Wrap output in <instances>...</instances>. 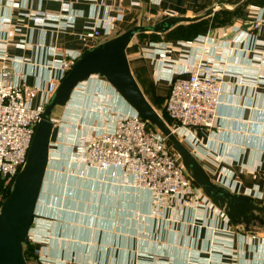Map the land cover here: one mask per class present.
Listing matches in <instances>:
<instances>
[{"label":"crops","instance_id":"0c3cea01","mask_svg":"<svg viewBox=\"0 0 264 264\" xmlns=\"http://www.w3.org/2000/svg\"><path fill=\"white\" fill-rule=\"evenodd\" d=\"M41 10L59 13L61 19L34 26L27 14ZM93 12L97 22L89 17ZM168 12L190 21L135 32L125 50L130 70L156 109L163 107L171 82L191 59L203 50L214 58L225 82L217 126L178 128L174 134L212 182L264 206V0H0V66L16 73L13 84L24 82L36 104L40 89L55 75L47 66L53 49L82 54L144 19L160 22ZM95 28L101 40L93 36ZM139 33L153 34L132 42ZM86 81L79 104L71 98L59 105L60 122L75 124L60 126L49 144L27 233L35 249L76 264H264V211L255 212L249 224L233 222L226 207L209 198L198 211L188 208L182 220L157 226L148 216L147 189L107 181L92 167L78 174L79 164L70 161L75 139L91 132L93 124L103 126L109 108L115 114L135 112L105 77L93 74ZM61 167L75 168V174H60ZM133 210L147 215L144 238L137 235ZM49 260L36 257L34 264Z\"/></svg>","mask_w":264,"mask_h":264},{"label":"built area","instance_id":"2783aa9c","mask_svg":"<svg viewBox=\"0 0 264 264\" xmlns=\"http://www.w3.org/2000/svg\"><path fill=\"white\" fill-rule=\"evenodd\" d=\"M167 14L173 15L170 12ZM27 17L34 26L40 27L61 19L59 13L44 10L28 12ZM89 17L94 22L100 20L95 12ZM7 25L11 27L14 24ZM92 34L101 40V33L97 28L92 30ZM80 56V52L60 53L53 49L47 66L55 75L40 89L42 98L36 104L32 103L24 82L13 84L16 73L5 65L0 66V182L3 181V187L0 188V208L15 177L26 163L45 105L60 80ZM158 57L164 60L166 56L165 53H160ZM86 80L74 87L69 100L73 98L76 104L82 101L87 89ZM224 92L225 82L215 67L214 58L203 50L184 66L182 75L174 78L170 84L163 108L175 122L171 127L173 132L178 128L189 131L194 127L215 128L218 106ZM52 122L58 128L75 124ZM104 122L100 127L93 124L91 132L78 136L72 144L70 161L79 164L80 176H84L86 169L92 167L107 181L147 189L151 202L148 216L155 220L157 226L163 220L180 221L188 208L198 211L209 201V197L173 153L167 138L148 125L136 111L132 114H115L109 108ZM74 169L61 167L59 172H68L73 176ZM130 213L138 221L137 235L144 238L147 215L139 210ZM35 254L41 260L50 259L51 264H76L49 258L45 252L36 249ZM79 264L102 263L85 260Z\"/></svg>","mask_w":264,"mask_h":264},{"label":"water","instance_id":"95a60500","mask_svg":"<svg viewBox=\"0 0 264 264\" xmlns=\"http://www.w3.org/2000/svg\"><path fill=\"white\" fill-rule=\"evenodd\" d=\"M187 18L168 15L152 25H139L85 51L72 64L58 83L45 105L37 124L26 163L14 179L12 188L0 208V264H27L23 243L34 218L49 154V144L57 138L58 127L51 120L56 106L64 105L72 90L81 81L98 74L135 109L148 123L156 127L171 143L183 164L205 195L226 207L233 222L249 224L264 211V206L253 203L249 197L231 193L211 181L202 166L179 141L162 116L149 103L137 84L128 64L126 46L132 35L141 31H161Z\"/></svg>","mask_w":264,"mask_h":264},{"label":"trees","instance_id":"16d2710c","mask_svg":"<svg viewBox=\"0 0 264 264\" xmlns=\"http://www.w3.org/2000/svg\"><path fill=\"white\" fill-rule=\"evenodd\" d=\"M197 23H198L197 26L200 28L201 27V23L200 22H197ZM152 24H154V23H151V24H145L144 23L143 25H152ZM192 26H193L192 24H189L186 27L189 28V30H190L192 28ZM184 29H186V28H184ZM179 32L181 33V36L185 35L184 30H180ZM155 107H156V110H160V115L165 120V122L168 124V126L173 127L175 122H174V120H172L167 115V113L165 112L164 108L161 107V106H155ZM148 125H150L151 127L154 128V126L152 124L148 123ZM2 187H3V181L0 182V188H2ZM23 255H24V258H25L26 262H28L29 256L32 257V258H36L35 247L33 246V244H31L29 242L27 236H26L25 242L23 243Z\"/></svg>","mask_w":264,"mask_h":264},{"label":"rangeland","instance_id":"374dc122","mask_svg":"<svg viewBox=\"0 0 264 264\" xmlns=\"http://www.w3.org/2000/svg\"><path fill=\"white\" fill-rule=\"evenodd\" d=\"M155 19H156V18H147V19H144V20H143V23H145V24H151V23L154 22ZM143 34H144L146 37L150 38L149 36H152L153 33H139V34L133 39L132 42H134V41H136V40L144 41ZM86 87H87V81H86ZM156 111L160 114V110H156ZM62 112H63V108H62L61 106H57V107H55V108L53 109V113H52L51 115H52L54 121H56L57 123H60V117H61L62 114H63ZM154 128H156V127H154ZM170 128H171V127H170ZM156 129H157V128H156ZM157 130H158V129H157ZM158 131H159V130H158ZM167 140H168V139H167ZM168 144H169L171 150L173 151V153L176 154V156L178 157L179 161L181 162V159H180L178 153H177L175 150L172 149V147H171V143H170L169 141H168ZM27 263H28V264H34V263H35V258H32V257L29 256V258H28V262H27Z\"/></svg>","mask_w":264,"mask_h":264}]
</instances>
